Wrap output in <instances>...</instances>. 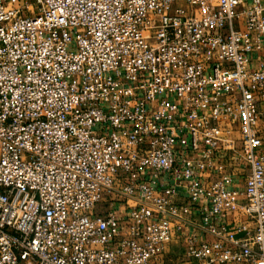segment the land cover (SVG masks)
<instances>
[{
  "label": "built area",
  "instance_id": "2783aa9c",
  "mask_svg": "<svg viewBox=\"0 0 264 264\" xmlns=\"http://www.w3.org/2000/svg\"><path fill=\"white\" fill-rule=\"evenodd\" d=\"M187 229L195 264H264V0H0V264Z\"/></svg>",
  "mask_w": 264,
  "mask_h": 264
},
{
  "label": "crops",
  "instance_id": "0c3cea01",
  "mask_svg": "<svg viewBox=\"0 0 264 264\" xmlns=\"http://www.w3.org/2000/svg\"><path fill=\"white\" fill-rule=\"evenodd\" d=\"M197 221V217H191ZM192 232V229H187L185 233H174L173 241L168 245L165 251L153 261L152 264H195V262L186 258L185 255V240L186 237ZM203 242H212V238L201 236Z\"/></svg>",
  "mask_w": 264,
  "mask_h": 264
},
{
  "label": "rangeland",
  "instance_id": "374dc122",
  "mask_svg": "<svg viewBox=\"0 0 264 264\" xmlns=\"http://www.w3.org/2000/svg\"><path fill=\"white\" fill-rule=\"evenodd\" d=\"M132 204V203H131Z\"/></svg>",
  "mask_w": 264,
  "mask_h": 264
}]
</instances>
